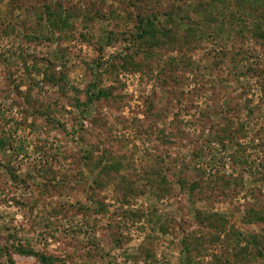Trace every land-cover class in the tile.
Returning a JSON list of instances; mask_svg holds the SVG:
<instances>
[{"label": "rangeland", "instance_id": "obj_1", "mask_svg": "<svg viewBox=\"0 0 264 264\" xmlns=\"http://www.w3.org/2000/svg\"><path fill=\"white\" fill-rule=\"evenodd\" d=\"M42 257L264 264V0H0V264Z\"/></svg>", "mask_w": 264, "mask_h": 264}, {"label": "trees", "instance_id": "obj_2", "mask_svg": "<svg viewBox=\"0 0 264 264\" xmlns=\"http://www.w3.org/2000/svg\"><path fill=\"white\" fill-rule=\"evenodd\" d=\"M142 1H144V0H142ZM135 2H138V0H135ZM142 21L145 23V25L148 24V22L146 20H142ZM42 263L43 264H51L50 262H47V258H45V257H42Z\"/></svg>", "mask_w": 264, "mask_h": 264}]
</instances>
